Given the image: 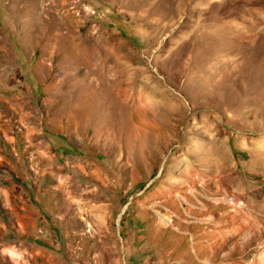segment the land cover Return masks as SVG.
Wrapping results in <instances>:
<instances>
[{
  "label": "rangeland",
  "instance_id": "obj_1",
  "mask_svg": "<svg viewBox=\"0 0 264 264\" xmlns=\"http://www.w3.org/2000/svg\"><path fill=\"white\" fill-rule=\"evenodd\" d=\"M0 264H264V0H0Z\"/></svg>",
  "mask_w": 264,
  "mask_h": 264
},
{
  "label": "bare ground",
  "instance_id": "obj_2",
  "mask_svg": "<svg viewBox=\"0 0 264 264\" xmlns=\"http://www.w3.org/2000/svg\"><path fill=\"white\" fill-rule=\"evenodd\" d=\"M231 220V219H230ZM254 221V220H253ZM253 224V223H252ZM248 232V231H247Z\"/></svg>",
  "mask_w": 264,
  "mask_h": 264
}]
</instances>
